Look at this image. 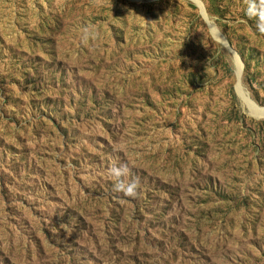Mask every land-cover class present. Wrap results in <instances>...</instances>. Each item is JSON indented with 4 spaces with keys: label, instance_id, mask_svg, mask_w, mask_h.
<instances>
[{
    "label": "rangeland",
    "instance_id": "374dc122",
    "mask_svg": "<svg viewBox=\"0 0 264 264\" xmlns=\"http://www.w3.org/2000/svg\"><path fill=\"white\" fill-rule=\"evenodd\" d=\"M0 264H264L245 0H0Z\"/></svg>",
    "mask_w": 264,
    "mask_h": 264
},
{
    "label": "clouds",
    "instance_id": "9594fccd",
    "mask_svg": "<svg viewBox=\"0 0 264 264\" xmlns=\"http://www.w3.org/2000/svg\"><path fill=\"white\" fill-rule=\"evenodd\" d=\"M246 15L256 21V30L264 34V0H245ZM88 28L83 29L88 34ZM108 175L115 179L113 191L123 193L126 197L135 198L138 195L139 179L131 178V169L126 163L116 165L113 163L107 170Z\"/></svg>",
    "mask_w": 264,
    "mask_h": 264
},
{
    "label": "water",
    "instance_id": "95a60500",
    "mask_svg": "<svg viewBox=\"0 0 264 264\" xmlns=\"http://www.w3.org/2000/svg\"><path fill=\"white\" fill-rule=\"evenodd\" d=\"M199 4H195V5H197V7L200 8L201 13H202V16L204 17V19L206 20V22L209 23L208 20H207V18H206V16H205V14H204L203 7L201 5H199ZM209 26H210V24H209ZM222 43L231 51V53L233 54V57H234V61H236L237 58L239 59L237 53L230 47V45L227 43V41L225 39H224V42H222ZM240 66L242 67V64ZM237 69H238V67H237ZM237 76H238V79H240L241 72H239V70L237 71Z\"/></svg>",
    "mask_w": 264,
    "mask_h": 264
},
{
    "label": "trees",
    "instance_id": "16d2710c",
    "mask_svg": "<svg viewBox=\"0 0 264 264\" xmlns=\"http://www.w3.org/2000/svg\"><path fill=\"white\" fill-rule=\"evenodd\" d=\"M112 191H113V189H112ZM114 192V191H113ZM122 195H123V193H121ZM135 201H136V203H138L139 201L137 200V199H135Z\"/></svg>",
    "mask_w": 264,
    "mask_h": 264
}]
</instances>
